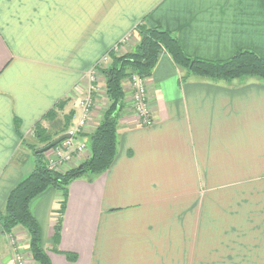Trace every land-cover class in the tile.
I'll list each match as a JSON object with an SVG mask.
<instances>
[{"label":"crops","instance_id":"1","mask_svg":"<svg viewBox=\"0 0 264 264\" xmlns=\"http://www.w3.org/2000/svg\"><path fill=\"white\" fill-rule=\"evenodd\" d=\"M138 26L171 33L192 58L264 59V0H0V213L34 168L36 125L49 128L50 111L79 116L85 73L134 48ZM144 81L153 125L124 90L110 168L71 182L62 210L57 190L31 203L49 264H264V80L185 76L163 53ZM104 96L100 76L95 119ZM22 252L35 264L21 227L0 234V264Z\"/></svg>","mask_w":264,"mask_h":264},{"label":"trees","instance_id":"2","mask_svg":"<svg viewBox=\"0 0 264 264\" xmlns=\"http://www.w3.org/2000/svg\"><path fill=\"white\" fill-rule=\"evenodd\" d=\"M137 35L139 40L134 48L111 56L106 67L99 69L104 79L108 107L102 113L95 130L89 135L88 156L82 162L63 172H56L50 170L46 164V155L50 150L36 154V150L68 132L72 114L65 117L62 127L54 135L49 134L39 123L34 129L40 145L32 147L34 168L8 194L5 207L0 213V227L7 234L16 227L25 231L29 254L35 264H49V261L42 247L40 228L30 205L45 191L52 189L62 194V210L71 182L79 179L91 182L110 168L116 157L117 126L123 111L124 80L132 75L143 79L150 77L163 53L170 56L185 76H196L213 82H230L243 78L264 80V59L252 52L240 51L227 60L212 62L186 55L176 37L167 31L138 26ZM56 117L57 112L50 111L45 119H51L55 123Z\"/></svg>","mask_w":264,"mask_h":264},{"label":"built area","instance_id":"3","mask_svg":"<svg viewBox=\"0 0 264 264\" xmlns=\"http://www.w3.org/2000/svg\"><path fill=\"white\" fill-rule=\"evenodd\" d=\"M126 42L127 38L121 42V45H124ZM122 49L123 48L120 45L115 46L108 54L104 55L101 60L92 67V69L85 73L83 78L84 97L78 101L79 117L77 124L71 132V137L69 139L62 141L49 151V153H52L54 159H51L50 156H46V164L50 170L63 172L65 167L70 164V161L75 156H82L87 153L85 144L74 145V135L81 133L82 129L85 128L89 122L88 117L90 116L92 106L95 103L94 97L98 94V81L101 76L99 69L108 64L110 52L119 55L123 51ZM123 89L129 90L131 93V110L136 115L139 124L146 127L153 125L155 117L149 108V97L144 79L132 75L124 80ZM19 255L21 254L16 255L17 262L23 264L24 257L22 255L21 258Z\"/></svg>","mask_w":264,"mask_h":264},{"label":"rangeland","instance_id":"4","mask_svg":"<svg viewBox=\"0 0 264 264\" xmlns=\"http://www.w3.org/2000/svg\"><path fill=\"white\" fill-rule=\"evenodd\" d=\"M124 51V50H123ZM128 51V50H127ZM95 65V64H94ZM94 65H92L90 68H89V70L90 69H92V67L94 66ZM104 67V66H103ZM106 67V66H105ZM87 88V87H86ZM78 96V95H77ZM76 97V96H75ZM84 97V95L81 97V98H76V109H77V111L79 110V107H78V101L80 100V99H82ZM100 101V100H99ZM101 104H102V106H105V108L106 107H108V100H107V97H106V95L103 97V100L101 101ZM99 106V105H98ZM98 106H97V104L96 103H94L93 104V106H92V111H91V113H90V116L88 117L89 118V122H90V120H92V131H94L95 130V128H96V126L98 125V123L100 122V120H101V118H97V119H95L94 118V112H98ZM130 110H131V107L129 108ZM104 110L105 109H103L102 111L104 112ZM102 112V113H103ZM78 113H79V111H78ZM135 115V114H134ZM102 116V115H101ZM136 116V115H135ZM65 117V116H64ZM64 117L62 116V114H58L57 113V117L55 118L56 120H55V123H53L52 122V125H50V127L49 128H47V131H48V133L49 134H51L52 135V133H54L56 130H58L60 127H62V124H63V122H64ZM78 115H75L74 116V119L70 122V126L72 125H75L76 126V124H77V121H78ZM75 122V123H74ZM88 122V123H89ZM87 123V124H88ZM69 126V127H70ZM87 128V125H86V127L85 128H83L82 129V131L83 130H85ZM91 131V132H92ZM90 132V133H91ZM73 142H74V145H79V144H81V140L80 139H78V138H76V137H74V139H73ZM88 144H89V142H88ZM38 146H40L39 144H37ZM86 145V144H85ZM33 147H36V145L35 146H33ZM86 149H87V153H88V145H86ZM30 151H31V153H32V148L30 149ZM47 157L48 156H50L51 157V159H54L53 158V156H52V153H49L48 152V154L46 155ZM49 157V158H50ZM84 158V156L82 155V156H75L71 161H70V164L68 165V166H70L71 164H73V165H75V162H76V160L78 159V158ZM86 158V157H85ZM84 158V159H85ZM83 159V160H84ZM73 168V167H72ZM11 243L14 245L15 244V236L14 235H12L11 236ZM20 243H22L21 241H20ZM15 246H16V244H15ZM16 248V247H15ZM24 248V247H23ZM22 248V249H23ZM16 249H21V248H16ZM22 255H23V257H24V254H23V252H22V254L21 255H19L21 258H22ZM15 258H16V256H15ZM24 263L23 264H27V263H25V260L23 261ZM15 263L16 264H19L18 262H17V259H15Z\"/></svg>","mask_w":264,"mask_h":264},{"label":"water","instance_id":"5","mask_svg":"<svg viewBox=\"0 0 264 264\" xmlns=\"http://www.w3.org/2000/svg\"><path fill=\"white\" fill-rule=\"evenodd\" d=\"M70 137H71V133L62 134L59 137H57L56 139H54L49 145L36 150V154L45 153V152L51 150L52 148H54L55 146H57L62 141L66 140V139H69ZM2 232H3V229L0 227V234Z\"/></svg>","mask_w":264,"mask_h":264}]
</instances>
